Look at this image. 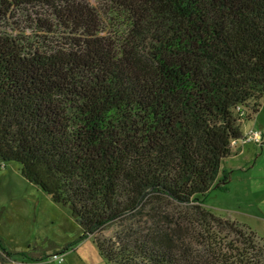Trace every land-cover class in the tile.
<instances>
[{"label": "trees", "instance_id": "1", "mask_svg": "<svg viewBox=\"0 0 264 264\" xmlns=\"http://www.w3.org/2000/svg\"><path fill=\"white\" fill-rule=\"evenodd\" d=\"M263 97L264 0H0V161L107 264H264L206 206Z\"/></svg>", "mask_w": 264, "mask_h": 264}, {"label": "rangeland", "instance_id": "2", "mask_svg": "<svg viewBox=\"0 0 264 264\" xmlns=\"http://www.w3.org/2000/svg\"><path fill=\"white\" fill-rule=\"evenodd\" d=\"M251 127L262 131L263 142L258 147L252 143L237 145L243 154L226 158L223 167L229 171V178L225 189H212L206 206L215 217L228 219L231 225L248 226L264 239V97L258 112L241 121L242 133ZM19 169L17 162L0 161V240L12 251L45 256L23 262L17 256L18 261L11 264H107L93 239L82 237V229L69 208L28 182ZM193 245L200 246L191 242ZM56 248H61L60 263L49 260Z\"/></svg>", "mask_w": 264, "mask_h": 264}, {"label": "built area", "instance_id": "3", "mask_svg": "<svg viewBox=\"0 0 264 264\" xmlns=\"http://www.w3.org/2000/svg\"><path fill=\"white\" fill-rule=\"evenodd\" d=\"M262 139V132L256 128L251 127L242 136L235 142V147L239 144L242 147L245 143H255L260 144ZM49 260L56 261L58 263L63 261V257L61 253H50Z\"/></svg>", "mask_w": 264, "mask_h": 264}, {"label": "crops", "instance_id": "4", "mask_svg": "<svg viewBox=\"0 0 264 264\" xmlns=\"http://www.w3.org/2000/svg\"><path fill=\"white\" fill-rule=\"evenodd\" d=\"M247 144H248V143H247ZM252 144H254V143H252ZM255 146L258 147L256 144H255ZM236 148H237V147H236ZM240 154H243V153H242V150L238 151L237 154L234 155V156L236 157V156H238V155H240ZM53 252H59V250H54ZM53 252H51V253H53ZM59 253H60V252H59Z\"/></svg>", "mask_w": 264, "mask_h": 264}]
</instances>
